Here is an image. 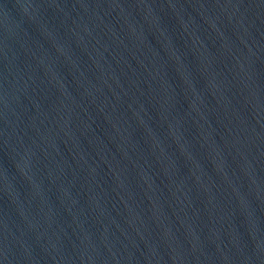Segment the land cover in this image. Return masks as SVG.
<instances>
[{
	"label": "water",
	"instance_id": "obj_1",
	"mask_svg": "<svg viewBox=\"0 0 264 264\" xmlns=\"http://www.w3.org/2000/svg\"><path fill=\"white\" fill-rule=\"evenodd\" d=\"M0 264H264V0H0Z\"/></svg>",
	"mask_w": 264,
	"mask_h": 264
}]
</instances>
